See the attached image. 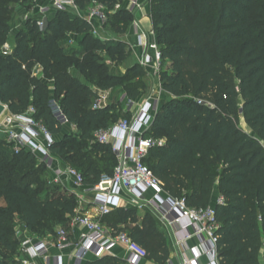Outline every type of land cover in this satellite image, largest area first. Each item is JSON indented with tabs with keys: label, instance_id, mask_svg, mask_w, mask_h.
Returning <instances> with one entry per match:
<instances>
[{
	"label": "trees",
	"instance_id": "1",
	"mask_svg": "<svg viewBox=\"0 0 264 264\" xmlns=\"http://www.w3.org/2000/svg\"><path fill=\"white\" fill-rule=\"evenodd\" d=\"M92 1L77 0L78 8L85 11ZM96 1L105 6L111 30L124 34L134 21L124 0ZM26 2L0 0V101L12 114L33 106L35 119L55 138L65 124L60 111L78 134L56 138L52 153L78 170L86 186H94L112 176L117 164L111 146L96 142L94 134L129 116L115 104L96 109V100L118 86L125 87L128 97H139L144 89L139 81L147 72L139 64L125 75L110 72L106 60L120 68L131 57L128 44L116 38L104 41L88 20L70 10L52 12L43 28L29 19L4 54L11 33L9 12ZM118 2L123 7L115 10ZM148 3L167 98L145 134L163 141L149 150L146 164L164 192L189 207H209L215 197H224L223 204L214 205L220 264H264V0ZM71 33L82 35L80 52L65 47ZM35 163L42 169L38 176ZM45 172L34 153L15 152L0 134V243L13 255H20V245L14 248L8 237L15 217L29 232L55 235L76 214V196L51 183ZM36 180L43 183L45 195L33 188ZM112 214L102 220L112 234L126 232L146 251V259L168 263L167 238L150 212L122 206L107 216ZM13 261L0 249V264ZM124 263L107 254L84 264Z\"/></svg>",
	"mask_w": 264,
	"mask_h": 264
},
{
	"label": "built area",
	"instance_id": "2",
	"mask_svg": "<svg viewBox=\"0 0 264 264\" xmlns=\"http://www.w3.org/2000/svg\"><path fill=\"white\" fill-rule=\"evenodd\" d=\"M140 6L141 0H130L126 8L134 13ZM122 7V3L118 2L115 10ZM74 9H78L77 0H51L40 9L38 24L43 28L54 11ZM87 9V20L93 26L95 34L100 37L101 32L106 30L108 21L105 6L94 0ZM93 21L98 24L94 26ZM137 33L138 45L151 52L146 53L141 62V66L150 67L152 70L154 80L150 91L141 101L124 94L121 104L124 105L125 111L129 112V116L94 134L95 141L110 145L116 156L117 164L112 176H104L98 184L86 186L78 170L63 163L52 153L56 138L35 119L36 110L33 106L20 114L10 113L3 121L4 125L0 127V131L7 135L15 152L24 149L31 151L46 165L52 175L51 183L71 185L78 208L76 214L70 218L69 225L81 229L75 244L66 227L57 228L53 243L41 238L22 237L20 264H70L65 261L67 256L73 259L72 264H84L90 255L102 257L109 254L116 245L124 246L129 254L124 264H142L146 259V251L133 242L126 232L112 234L102 221L103 217L126 205L150 212L171 229L176 245L186 249L179 264H202V257L208 259L207 264H220L214 206L189 207L184 199L169 197L164 192L159 178L146 164L149 150L163 142L145 135L161 106L164 93L161 80L162 51L157 40H150L143 32ZM149 35L155 37L154 30ZM11 48L9 43L5 44L4 54L10 52ZM108 93L109 91L100 93L94 106L96 109L108 104ZM198 103H203V100H198ZM58 116L63 122H67L60 111ZM149 190L155 193L152 198L145 196ZM217 203L223 204L224 197L219 196ZM193 237L206 239L197 251L186 248L188 241ZM72 245L75 250L67 253ZM52 248L57 251L56 254L52 253Z\"/></svg>",
	"mask_w": 264,
	"mask_h": 264
},
{
	"label": "crops",
	"instance_id": "3",
	"mask_svg": "<svg viewBox=\"0 0 264 264\" xmlns=\"http://www.w3.org/2000/svg\"><path fill=\"white\" fill-rule=\"evenodd\" d=\"M32 2H35L36 5L31 10V12L33 13V15L36 16V19H37V18L40 17V9L43 6L49 4L51 2V0H32ZM129 2H130V0H124V6L128 7L129 6ZM15 9H16V11H15L16 15L15 16H20V18H21L20 20H22V21L24 20V18H25V20H28V17H27V16H29L28 15L29 14L28 9L24 8L22 6V4L16 5ZM86 10L82 11V10H80L78 8V9H74L72 12H73L74 16H79L80 18L87 20V11ZM133 14H134V21L130 24L127 32L121 38H119L120 40H123V41H125L128 44V50L131 53V57H130L129 60L133 61L132 62V66L135 65V64L141 65V62L143 60V56L146 53H149V54L151 53L150 50L147 51V49H145V48H143V47L138 45V33L137 32H143L144 34L149 36L150 40H153V39L156 40V37H153V36L149 35L150 32L153 30V23H152L150 15H149V4H148V2H146V0H141L140 8L137 9ZM22 21H20V22L18 21V23L15 22L13 27H16V26L20 27L19 23H21ZM145 23L149 24L151 26L149 31H147L145 29V27H144ZM97 24H98L97 21H93V25L94 26H96ZM13 27L11 28V33H10L11 37L13 35V30H14ZM19 31H20V29L17 30V32H19ZM103 32H101L100 36L102 35ZM119 35H121V34H119ZM81 40H82V35L76 34V33L69 34L67 39L65 40L66 49L67 50H75L77 52H80L82 50ZM8 43L11 44V42H9V41H8ZM143 68L147 72L146 75H150L153 78V75L151 74V72H152L151 68L150 67H147V68L143 67ZM39 73H40V70H39ZM72 74L75 77L81 79L83 82H86V79H85L84 75H82L78 70L73 69L72 70ZM153 80L154 79H152V82H153ZM124 94H126V92H125V90L121 89V86H118V87L110 90L109 93H108V96H109L108 104H115V105H117L119 107L120 110L122 108V111H125L124 105L121 104V98L123 97ZM135 99H136V101H141L144 98H142V94H141L139 97H137ZM162 103L163 102H161L160 105H162ZM240 124H241V126L243 127V129L245 131L251 133V131L248 128V126L246 125L244 119L241 118V123ZM154 194L155 193H154L153 190H149L148 192H146L145 196H146V198H152L154 196ZM217 198H218V196L214 198L212 206H214L217 203ZM126 207H130V206L126 205ZM140 212H145V211H140ZM154 217H155V219L157 221V225H158L159 230L161 232H163L164 235L166 236L167 241H168V245L170 247L171 256H170V259H169L167 264H179V263H181L183 255H184L186 249L178 247L176 245L174 239H173L171 229L168 228L167 226H165V224H163L156 216H154ZM67 229H68V231L70 233V237H71V240H72L73 244H75V242L78 239L79 233L81 232V229L77 228V227L73 228L69 224L67 226ZM45 240H47L50 243H53V242H51L50 239H45ZM204 240H206V239L203 238V240H200L198 237H193L192 239H190L188 241L186 248L190 249V250L192 249L194 251H197L199 249L200 245H202V243L204 242ZM74 250H75V247H74V245H72L69 248L67 253H69V252L72 253ZM51 251H52L53 254L57 253V251L55 249H53V248H52ZM108 255L116 256V257L124 260V262H126L128 256H129L128 252L126 251V248L124 246H122V245L114 246L111 249V252ZM95 258L96 257H94L93 255H90L88 257V260H92V259H95ZM65 261L70 263V264L73 263V259L71 258V256H67L65 258ZM41 262L42 261L40 260V263ZM201 263L202 264H207L208 263V259L206 257H202L201 258ZM142 264H155V263L153 261L149 260V259H145ZM262 264H263V262H262Z\"/></svg>",
	"mask_w": 264,
	"mask_h": 264
},
{
	"label": "rangeland",
	"instance_id": "4",
	"mask_svg": "<svg viewBox=\"0 0 264 264\" xmlns=\"http://www.w3.org/2000/svg\"><path fill=\"white\" fill-rule=\"evenodd\" d=\"M146 2H148V0H146ZM26 4V5H25ZM25 4H22V6L24 7V8H26V9H28V12H29V16H27L28 17V20L29 19H36V16L35 15H33V13L31 12V10L34 8V6L36 5L35 4V2H32V0H27V2L25 3ZM149 4V3H148ZM16 5H18V4H15L12 8H11V12H9V21H10V24H11V28L14 26V23L15 22H17L18 23V21L20 22V21H22V20H20L21 18H20V16H15L16 14H15V11H16V9H15V6ZM88 10V9H87ZM86 10V11H87ZM71 12L73 11V10H70ZM72 14H73V12H72ZM74 15V14H73ZM28 20H25V18H24V20L21 22V23H19V25H20V27H13V35H12V37L10 36L9 38H8V41L9 42H13L14 40H15V36L20 32V31H24L25 29H26V23H27V21ZM145 29L147 30V31H149L150 30V28H151V26L149 25V24H146L145 23ZM18 29H20V31L19 32H17V30ZM17 32V33H16ZM127 32V31H126ZM125 32V33H126ZM16 33V34H15ZM124 33V34H125ZM124 34H121V35H119V34H117V33H115V32H113L112 30H111V28L109 27V25H107L106 24V30L102 33V35L100 36L104 41H108V40H111V39H114V38H116V39H119V38H121ZM157 40V39H156ZM132 60H129V61H127L125 64H123L120 68H117L115 65H114V63H112L110 60H106V63H107V65H108V69H109V71L110 72H112V73H119V74H121V75H125V73H126V70L130 67V66H132ZM152 76H150V75H146V76H144V77H142L141 79H140V83H139V85H141V86H144V89L142 90V98H145V96L149 93V91H150V87H151V84H152ZM135 80H139V79H135ZM128 82V81H127ZM133 83H134V80H131L128 84H132V86H133ZM121 89L122 90H125V87H123V86H121ZM123 93V92H122ZM166 96L164 95V93H162V98H161V102H164L165 100H166ZM114 100V99H113ZM119 108V107H118ZM121 110H122V108H121ZM8 114H10V112H9V110L7 109L5 112H4V114L0 117V127L2 126V125H4V123H3V121L5 120V118L8 116ZM240 123H241V119H240ZM0 134L1 135H5L6 136V138H7V135L5 134V133H3L2 131H0ZM78 134V132H77V129H76V127L74 126V125H72V124H69V123H65L64 124V127H63V132L61 133V134H59L56 138L59 140V141H64L65 140V138H66V136H69V135H77ZM7 140H8V138H7ZM77 140H79V139H77ZM70 144H72V142L71 141H69V143H68V145H70ZM40 161V160H39ZM76 162H78V163H80L81 161L79 160V159H76ZM42 172V169H41V167H39V164L38 163H35V169H34V174L35 175H39L40 173ZM46 173V178L49 180V181H51V178H52V175L50 174V172L48 171V172H45ZM38 179V178H37ZM43 183L42 182H38L37 180L35 181V183H34V185H33V188L37 191V192H39V193H41V195H45L46 194V191H45V189L43 188ZM60 188H61V190L64 192V193H66V194H68V195H74L73 193H72V187H71V185L70 184H67V185H65V184H63V183H60V184H57ZM74 197H75V195H74ZM75 200H76V198H75ZM76 202V201H75ZM0 204H4L3 203V201H0ZM75 207H76V209L78 208V205H77V203H76V205H75ZM114 214H112V215H110V216H106V217H103L102 218V220H106L107 218H109V217H111V216H113ZM24 236H29V237H32V238H41V239H50L51 240V242H54V240H55V235H52V234H44V235H39V234H36V233H32V232H29L25 227H24V225H23V223H22V221L18 218V217H15V220H14V229H13V231H12V233H10L9 235H8V237L10 238L9 239V241L11 242V244H12V246L14 247V248H18L19 247V245L21 244V238L22 237H24ZM0 249H1V251L2 252H4V253H6L7 255H9V256H11L12 258H13V262H14V264H20V261H19V258H20V255H18L17 253V255L15 254V255H13L11 252H10V250L6 247V246H4V245H2L1 243H0Z\"/></svg>",
	"mask_w": 264,
	"mask_h": 264
},
{
	"label": "water",
	"instance_id": "5",
	"mask_svg": "<svg viewBox=\"0 0 264 264\" xmlns=\"http://www.w3.org/2000/svg\"><path fill=\"white\" fill-rule=\"evenodd\" d=\"M8 109V106L3 104L1 101H0V117L4 114V112Z\"/></svg>",
	"mask_w": 264,
	"mask_h": 264
}]
</instances>
